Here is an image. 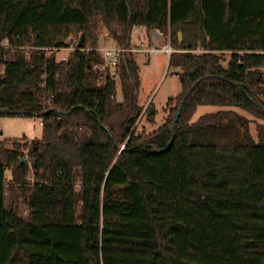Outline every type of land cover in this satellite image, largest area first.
<instances>
[{"label": "trees", "instance_id": "obj_1", "mask_svg": "<svg viewBox=\"0 0 264 264\" xmlns=\"http://www.w3.org/2000/svg\"><path fill=\"white\" fill-rule=\"evenodd\" d=\"M100 29L169 36L181 92L157 131L137 132L133 54L117 85L81 52ZM263 69L264 0H0V118L43 122L0 142V264H264Z\"/></svg>", "mask_w": 264, "mask_h": 264}, {"label": "rangeland", "instance_id": "obj_2", "mask_svg": "<svg viewBox=\"0 0 264 264\" xmlns=\"http://www.w3.org/2000/svg\"><path fill=\"white\" fill-rule=\"evenodd\" d=\"M79 33H73L72 38H69L67 47L61 48L58 51H54V57L57 62H65L68 56L74 52L77 47V41L79 39ZM95 36L98 39L97 47L91 48L89 46L86 49H100L104 47H111L113 41L105 29L97 30ZM141 36V35H140ZM142 42L140 37L136 40L132 39V44H138ZM151 43V42H150ZM149 43L143 44L146 47L151 46ZM160 45L166 44L163 40ZM148 45V46H147ZM133 58L139 67L140 87L138 90V105L142 108V118L137 127V132H145L147 134L157 131L162 127L169 117L170 109L174 107L175 98L181 92V86L178 74L173 70L167 68V58L165 55H146V54H133ZM228 60V55L222 56V64H225ZM261 77L264 80V69L260 71ZM118 85V81H116ZM119 87H117V90ZM117 102L121 103V98L116 97ZM218 108L210 106L199 107L193 116L192 121L195 122L199 117L215 113ZM149 112L152 114L149 117ZM248 119L251 117L245 115ZM150 118V119H149ZM256 124L264 126V122H256L250 125V131L255 136ZM41 136V127L37 120L33 118H0V142L5 140H37Z\"/></svg>", "mask_w": 264, "mask_h": 264}, {"label": "built area", "instance_id": "obj_3", "mask_svg": "<svg viewBox=\"0 0 264 264\" xmlns=\"http://www.w3.org/2000/svg\"><path fill=\"white\" fill-rule=\"evenodd\" d=\"M140 29L133 30L131 34V43L129 47H104L100 49H82L81 52L83 53H90L95 52L99 58L101 59V64L94 67L95 72L98 75H109L114 76L116 81L118 80L117 70L124 58L127 54H146V55H165L167 58V62L169 60L170 54L174 53V50L170 47L169 44V36H164L158 30H152L148 32L149 39L151 41V46L146 47L143 42H140L138 45L132 44V39L135 37L138 39L141 35ZM144 33V32H143ZM145 34V33H144ZM166 42V44L160 45L161 41ZM60 49H52L50 52L58 51ZM79 50L80 49H74ZM112 100H116L115 96L111 97ZM38 121L39 126L43 125V122L40 118H34Z\"/></svg>", "mask_w": 264, "mask_h": 264}, {"label": "water", "instance_id": "obj_4", "mask_svg": "<svg viewBox=\"0 0 264 264\" xmlns=\"http://www.w3.org/2000/svg\"><path fill=\"white\" fill-rule=\"evenodd\" d=\"M177 39H178V42H181V40H182V34H181V33H178V34H177ZM167 63H168V62H167ZM180 111H181V108L178 109L177 113H176L175 116H174L173 126L176 125V122H177V120H178V118H179V115H180ZM103 128H104V127H103ZM169 146H170V145H168L167 148H169ZM167 148H166V149H167Z\"/></svg>", "mask_w": 264, "mask_h": 264}, {"label": "crops", "instance_id": "obj_5", "mask_svg": "<svg viewBox=\"0 0 264 264\" xmlns=\"http://www.w3.org/2000/svg\"><path fill=\"white\" fill-rule=\"evenodd\" d=\"M143 35H144V33H143V31L141 32V36H140V39H142L143 38ZM137 40V39H136ZM138 44H140V43H138ZM138 44H135V45H138Z\"/></svg>", "mask_w": 264, "mask_h": 264}]
</instances>
